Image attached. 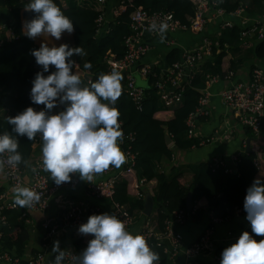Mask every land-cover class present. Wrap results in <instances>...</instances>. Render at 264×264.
<instances>
[{
    "label": "trees",
    "instance_id": "trees-1",
    "mask_svg": "<svg viewBox=\"0 0 264 264\" xmlns=\"http://www.w3.org/2000/svg\"><path fill=\"white\" fill-rule=\"evenodd\" d=\"M195 1L133 0L132 7H127L125 11L104 24L101 34L97 35L96 21L100 15L105 14L106 4L101 11L95 7L94 0H54L63 14L74 24L73 42L64 44L70 47L79 46L85 53V61L83 55L72 57L74 64L77 65L75 68L73 64L72 71L80 77L82 86H88L89 82H94L101 74H106L105 57L113 55L118 59L124 54V39L129 33L130 15L134 9L140 7L147 12H168L181 25L189 26L190 19L194 15ZM218 1L220 8L226 14L243 9L251 16L264 17V0ZM23 4L19 0H5L10 17L3 16L0 21L5 30L13 34L9 39L2 37L0 40V110L7 108L11 113L10 117L34 105L29 99L31 81L35 74L41 71L31 55V51L38 50L39 47L22 33L20 14ZM240 32L241 29L235 26L220 32L216 37V44L211 47L212 59L192 69V79L184 86L181 99L174 107H164L152 87L154 82L152 79H148L149 88L142 89L144 97L140 109L135 106L124 89L115 104L120 113L118 122L123 131L120 148L123 152L134 155L135 161L134 166L126 170L130 172L127 177L128 182L126 183L122 178L115 181L112 201L125 206L133 222H136L138 215L143 212L144 199L134 197L132 187L142 179H144L143 186L152 184L153 187L148 188V193L152 195L150 190L153 189V209L150 216L145 218L150 223L154 235L163 233L166 219L174 212L182 213L185 219L190 218L194 224H197L204 214L203 207L198 205L201 200L206 201V212L218 219L228 221L235 216L236 209L243 210L246 189L257 179L259 173L253 166V154H244L240 157L236 174L226 173L220 167L213 170L208 164L180 168L172 166L173 151L199 148L198 139L187 138L185 122L196 109L200 91L205 88L206 77L224 78L230 72L235 73L249 55H253L249 51L245 58L233 60L242 50L250 48L242 45ZM254 55L260 60L264 59V41H260L255 46ZM178 58V51L172 50L168 56V64L172 65ZM89 62L92 64L91 69H85L84 64ZM225 62L226 69L223 68ZM53 70L54 67L50 66V72ZM160 111H171L173 116L167 121H162L155 116ZM1 117L0 134L8 132L15 136L16 134L11 131L12 126L7 124L3 116ZM130 134L133 135L132 139L125 138ZM166 134L171 138L173 147L166 145ZM248 134L250 137L253 136L250 131ZM17 139L18 151L23 158L19 165L24 167L29 160L34 140L29 141L26 137H17ZM165 166H171L169 176L163 172ZM110 168L113 167L110 166L108 169ZM44 174L48 184L54 185L50 174L46 171ZM139 192L143 194L142 189ZM189 194L193 206L192 211L188 213L186 200ZM25 212L23 207L17 205L15 209L8 210L5 213L7 224L1 229L2 249L14 251L18 257L21 256L28 242V233L19 221ZM92 238L91 235L80 237L74 245L75 254L81 253ZM254 239L259 242L264 236H254ZM151 249L159 254V264H164L166 255L163 246H157L152 241ZM223 249L216 248L213 264H219ZM54 259L55 257L52 258Z\"/></svg>",
    "mask_w": 264,
    "mask_h": 264
},
{
    "label": "clouds",
    "instance_id": "clouds-1",
    "mask_svg": "<svg viewBox=\"0 0 264 264\" xmlns=\"http://www.w3.org/2000/svg\"><path fill=\"white\" fill-rule=\"evenodd\" d=\"M25 11L35 13L34 18L22 24V31L29 39L47 35L58 41L62 34L74 32L72 20L54 0H28ZM152 28L156 29L157 25ZM166 29V24L159 25L161 33ZM84 54L79 46L68 44L59 47L41 44L38 50L31 51L41 71L31 81L29 99L44 108L37 111L27 107L14 117L6 118L16 135L0 134V157L8 154L6 161L0 158V174L4 172L5 163L17 166L22 162L17 137L32 141L37 134L42 140L43 169L57 186L69 182L72 174H78L83 181L92 180L94 174L103 173L110 166L120 168L125 163L118 143L123 137L118 122L120 113L115 107L122 94L123 76L113 71L82 86L80 77L72 71V57ZM50 66L54 67L51 72ZM91 67L90 62L84 64L85 69ZM60 106L63 110L52 114V110ZM13 193V202L19 207L31 206L40 200L39 194L29 187H15ZM243 210L250 232L243 231L235 243L222 250L219 264H264V239L259 242L254 239V236H264V180L255 179L246 189ZM78 233L93 238L81 253L72 257V264L160 262L159 254L150 248L145 238L127 231L123 221L115 215L93 214L79 226ZM52 253L54 264H63L65 252L60 250L59 241L53 242Z\"/></svg>",
    "mask_w": 264,
    "mask_h": 264
},
{
    "label": "built area",
    "instance_id": "built-area-1",
    "mask_svg": "<svg viewBox=\"0 0 264 264\" xmlns=\"http://www.w3.org/2000/svg\"><path fill=\"white\" fill-rule=\"evenodd\" d=\"M94 5L98 10H103L106 4V0H94ZM133 0H119L120 12L126 10L127 7H132ZM194 6V15L190 19L189 26L181 25L174 19L173 15L168 12H147L138 7L134 9L130 15L129 33L124 39V54L120 58H115L113 55L105 57L104 61L107 66L106 74L113 71H117L124 74V81L121 83L122 89L128 94L129 98L140 109V103L143 100V90L135 85L133 71L138 72L139 76L144 79H152L154 82L152 87L156 90V95L164 104V107L171 108L177 105L181 99V95L184 86L192 79V69L199 64L212 59L211 47L216 44V39L205 38L202 41L201 46L195 49L183 50L180 53L179 59L174 62L168 72L165 75H161L156 71L154 67L150 65H141V61L149 51V45L144 41L146 36L148 37H167L176 31H192L195 33L202 32L206 26L212 21H219L222 30L225 28L233 27L229 22H223V16L226 15L225 11L220 8V2L218 0H196ZM242 9H238L235 14H239ZM117 13V15L119 14ZM166 24L167 29L164 33L159 31L160 24ZM97 30L96 34H101L104 25V13L99 16L96 21ZM157 25L156 29L152 28V25ZM13 36V34H10ZM256 37L262 41L264 39V33L258 26L252 25L249 28L241 29L240 41L244 47L252 37ZM1 45V41H0ZM77 68V65L74 64ZM234 73L230 72L226 78L233 77ZM218 77H206L205 85L208 87L211 83L215 82ZM208 97L209 94L205 91L199 96L196 109L186 119L187 138H194V118H205L208 116ZM221 103L228 109H230L236 116L239 124L249 130L252 135H257L263 125L264 118V73L255 68L251 71L250 77L247 81L236 82L223 89L219 93ZM35 110L39 111L44 108L43 105H33ZM133 135H128L127 139H132ZM40 136L37 134L33 144H38ZM213 139L199 140L198 146L202 147L209 144ZM122 139L119 145L121 146ZM127 158L126 167L123 169L122 174L118 179L128 182L129 171L128 168L134 166L135 156L123 152ZM7 153H4L2 157L7 160ZM253 166L258 171L257 176H262L264 179V147L255 153L253 158ZM211 169L218 167L224 168L222 162L215 160L211 165ZM23 169L19 165L10 166L5 163L4 175L9 185L14 189L15 187L23 186ZM226 173L235 174L231 170L225 169ZM105 172V171H104ZM97 174L93 175V178ZM87 180V188L91 196L96 198H104L111 200L113 215L117 216L125 224L128 231L133 224V218L128 212V209L112 201L114 194V183L117 180L106 179L102 182H95L94 180ZM80 177L78 174H72L71 180L66 183H62L57 186L56 184L50 186L42 163H38L32 169L31 182L28 187L37 192L40 196V200L34 202L31 206L24 207L26 216L28 211H44L48 206V198L50 194L61 187L74 188L79 184ZM136 182V181H135ZM144 179L140 182H136L132 187L134 197L143 199L144 194H140L139 190L142 189ZM15 204H7L4 195L0 192V238L2 235L1 229L7 224L4 212L6 210L15 209ZM82 215L79 210H73L66 212L59 217L58 223L56 221L49 220L46 223L47 229L54 225L50 229L49 235L55 234L58 230V224L63 228L72 229L77 236L83 238L85 235L78 233V228L81 224L85 223L89 216L93 214H99L98 209L90 211ZM143 215V212H142ZM234 215L245 217L246 213L242 209H236ZM144 216V215H143ZM145 217V216H144ZM147 218V217H146ZM210 225L198 239L193 242L185 251L186 264H196V258L199 255L206 254L213 250V230L214 225L226 222V219H218L209 213ZM186 219L182 213L174 212L165 221V227L162 234L154 235L150 223L146 220L140 235H142L151 248L152 241L157 246L162 245L164 254L167 260H174L182 251V237L174 232L173 227L175 225L182 226ZM250 232V226L249 230ZM0 254V260L3 264H54V260L46 258L43 254L38 253L30 258L18 257L14 252L9 250H2ZM76 255L74 251L65 252V258L63 264H72V257Z\"/></svg>",
    "mask_w": 264,
    "mask_h": 264
},
{
    "label": "crops",
    "instance_id": "crops-1",
    "mask_svg": "<svg viewBox=\"0 0 264 264\" xmlns=\"http://www.w3.org/2000/svg\"><path fill=\"white\" fill-rule=\"evenodd\" d=\"M19 2L24 3V7L21 10L22 13V11H24L27 6L28 0H19ZM119 12V0H106L104 24H107L109 21H111L115 16H117V13ZM3 16L10 17V14L5 6V0H0V21L1 17ZM223 17L224 18L222 19V21L231 23L233 27L235 26L240 29H245L251 27L252 25H255L261 28L264 33V17L251 16L244 10L239 14L230 13L226 14ZM20 21L22 26L23 22L21 20V14ZM221 31L222 28L220 22L212 21L200 33H195L192 31H176L163 38L146 36L144 38V41L147 43V45H149V51L144 56L140 64H148L151 67H154L156 71L161 75H165L171 66L170 64H168V56L172 50H177L178 56H180V53L183 50L195 49L201 46L202 41L205 38L216 39ZM23 35L25 34L23 33ZM2 37H6L7 39H9L11 35L10 31L5 30L4 25H1L0 23V40ZM31 40L37 47H40L41 44H47V46L49 47H59L64 43H72L73 33L71 35L67 33L62 34L61 39L58 41L55 38L48 37L47 35H42L41 37H36ZM262 41H264V39ZM259 42L260 40H258L255 36L252 37L251 39H249L246 45V47L250 48L242 50L240 54L235 56V58L232 57L233 60L245 58V55L249 53V51L253 53V55H249V58H247L241 64V66L237 68L233 77L229 79H227L226 76L224 78H218L215 82L208 85V87H206L205 85V88L200 91V95H202L205 91L209 94L207 108L209 114L207 117H205V119L197 117L194 118V138L195 140L209 138L213 140L207 145L199 148H193L189 151H173L172 166H176L178 168L201 164H208V166H210L215 160H218L223 163L224 170L228 169L232 172L237 173L236 167L238 160L244 154H248L245 152L248 139H251L249 144V154L255 155L256 152L264 147V118L261 131L257 135H253L250 137L248 134L249 131L239 124L235 114L230 109L226 108L221 103L219 98V93L223 89L228 88L236 82L247 81L253 69L258 68L264 73V59L260 60L254 55V48ZM82 58L83 61H85V54ZM226 59L228 60V58ZM223 68H227L226 62L224 63ZM132 74L133 77L135 76L134 81L137 87L141 89L149 88L147 79L140 77L138 72L136 71H133ZM121 75L123 76L121 83H123L124 74ZM139 81H141L140 85L137 84V82ZM142 82H145L144 87ZM7 101L11 100L7 99ZM61 110H63V106L54 108L52 110V114H58V112ZM10 115L11 113L7 108L0 110V118H2L1 116H3V119L6 120L7 117H10ZM155 116L162 121H167L172 118L173 113L171 111H160L156 113ZM118 143H120V141H118ZM41 145V139L38 144L32 145L29 160L24 167H21V169H23L22 173L24 187H28L29 183L31 182L32 169L36 164L42 163ZM170 146L173 147V144L171 143ZM126 164L127 158L125 157V163L120 168H110L103 173L97 174L93 178V180L95 182H102L106 179L116 180L122 174L123 169L126 167ZM170 167L171 166H165L163 168V172L167 176H169ZM187 179H189L188 176ZM257 179L262 180V176H257ZM183 182H185V180H183ZM87 183V180H80L79 184L74 188L61 187L60 189L50 194L46 210L32 212L28 211L25 217L22 216L20 218L19 221L22 223L23 228L28 233V242L23 253L21 254L22 257L30 258L38 253H41L46 258L52 259L53 257H55L52 253L54 241H59V247L62 251H74L75 242L79 239V237L72 229L63 228L58 224L59 228L55 232V234L49 235L50 229H52L54 225H51L49 229H47L46 227V223L49 220L56 221L58 223L59 217L66 212L79 210L82 212V215H84V213H87V216L89 215L91 210L98 209L99 214L108 213L113 215V206L111 200L91 196L87 188ZM150 187H153V185L148 184L142 187L144 196L150 195L148 193V188ZM150 191L153 195V189H151ZM0 192L4 195L7 204H14L13 188L7 182L4 172L3 174H0ZM198 205L203 207L204 214L197 224H194L189 218L186 219L185 223L182 226L175 225L173 227L174 232L177 235H181L182 237V251L176 257V259H166L164 264H186V249L193 242H195L206 229H208L210 225V219L209 213L206 212V201L201 200ZM7 211L8 210L4 212L5 217V213ZM146 220L147 219L142 214L138 215V221L133 222L128 231L133 235L140 234ZM248 230L249 224L245 220V217L237 215L226 222L214 225L212 238L213 250L206 254L199 255L196 258V264H213L215 260L214 253L216 248H226L230 246L231 244L236 242L239 235L243 231ZM2 250L7 249H2L0 244V254L1 252H3ZM0 264H3L1 260Z\"/></svg>",
    "mask_w": 264,
    "mask_h": 264
},
{
    "label": "water",
    "instance_id": "water-1",
    "mask_svg": "<svg viewBox=\"0 0 264 264\" xmlns=\"http://www.w3.org/2000/svg\"><path fill=\"white\" fill-rule=\"evenodd\" d=\"M34 16H35V13L28 12V11L24 10L21 13V20H22V22H24V21H27V20L34 18ZM250 140L251 139L247 140V148L245 150V152L248 154L250 153V148H249L250 147L249 146ZM165 143L167 146H170L172 143L170 137L167 134L165 135ZM153 204H154L153 197L151 195H145L144 196V204H143V215L145 217L150 216L152 209H153ZM192 206H193L192 205V199H191V195L189 194L187 197V200H186V208H187L188 213L192 211Z\"/></svg>",
    "mask_w": 264,
    "mask_h": 264
},
{
    "label": "rangeland",
    "instance_id": "rangeland-1",
    "mask_svg": "<svg viewBox=\"0 0 264 264\" xmlns=\"http://www.w3.org/2000/svg\"><path fill=\"white\" fill-rule=\"evenodd\" d=\"M134 78H135V76H134ZM140 82L141 81L137 82V84L140 85ZM142 84H143V87H144L145 86V82H142Z\"/></svg>",
    "mask_w": 264,
    "mask_h": 264
}]
</instances>
